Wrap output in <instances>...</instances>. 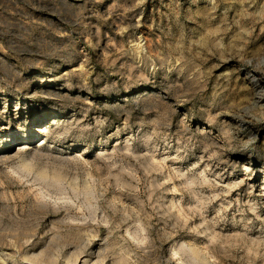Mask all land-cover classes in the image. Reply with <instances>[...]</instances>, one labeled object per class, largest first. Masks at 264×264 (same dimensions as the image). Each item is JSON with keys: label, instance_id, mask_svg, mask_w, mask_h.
I'll return each instance as SVG.
<instances>
[{"label": "rangeland", "instance_id": "rangeland-1", "mask_svg": "<svg viewBox=\"0 0 264 264\" xmlns=\"http://www.w3.org/2000/svg\"><path fill=\"white\" fill-rule=\"evenodd\" d=\"M0 264H264V0H0Z\"/></svg>", "mask_w": 264, "mask_h": 264}, {"label": "bare ground", "instance_id": "bare-ground-1", "mask_svg": "<svg viewBox=\"0 0 264 264\" xmlns=\"http://www.w3.org/2000/svg\"><path fill=\"white\" fill-rule=\"evenodd\" d=\"M10 136H12V135H8V137H10Z\"/></svg>", "mask_w": 264, "mask_h": 264}]
</instances>
